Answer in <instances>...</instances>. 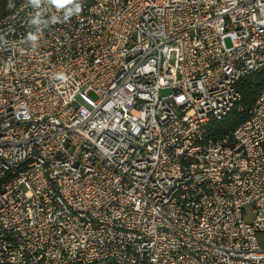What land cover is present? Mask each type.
Returning a JSON list of instances; mask_svg holds the SVG:
<instances>
[{"label": "built area", "instance_id": "obj_1", "mask_svg": "<svg viewBox=\"0 0 264 264\" xmlns=\"http://www.w3.org/2000/svg\"><path fill=\"white\" fill-rule=\"evenodd\" d=\"M6 9L0 264H264V0Z\"/></svg>", "mask_w": 264, "mask_h": 264}, {"label": "trees", "instance_id": "obj_2", "mask_svg": "<svg viewBox=\"0 0 264 264\" xmlns=\"http://www.w3.org/2000/svg\"><path fill=\"white\" fill-rule=\"evenodd\" d=\"M17 2L24 0H15ZM55 5L61 4L66 0H61L60 3H57L56 0H49ZM7 2L8 0H0V16L4 15L7 12ZM264 89V72L258 73L254 76L248 77L238 83V90L242 94V110L238 111L234 109L226 117L221 120L215 121L212 124L210 135L219 140L225 135L232 132L243 122H245L249 116V111L255 104L259 94Z\"/></svg>", "mask_w": 264, "mask_h": 264}, {"label": "snow or ice", "instance_id": "obj_3", "mask_svg": "<svg viewBox=\"0 0 264 264\" xmlns=\"http://www.w3.org/2000/svg\"><path fill=\"white\" fill-rule=\"evenodd\" d=\"M56 2H57V3H60V2H61V0H56Z\"/></svg>", "mask_w": 264, "mask_h": 264}, {"label": "rangeland", "instance_id": "obj_4", "mask_svg": "<svg viewBox=\"0 0 264 264\" xmlns=\"http://www.w3.org/2000/svg\"><path fill=\"white\" fill-rule=\"evenodd\" d=\"M228 43H229V41H228Z\"/></svg>", "mask_w": 264, "mask_h": 264}]
</instances>
